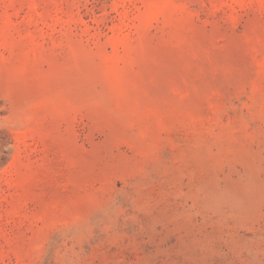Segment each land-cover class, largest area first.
I'll use <instances>...</instances> for the list:
<instances>
[{
    "label": "rangeland",
    "instance_id": "1",
    "mask_svg": "<svg viewBox=\"0 0 264 264\" xmlns=\"http://www.w3.org/2000/svg\"><path fill=\"white\" fill-rule=\"evenodd\" d=\"M0 264H264V0H0Z\"/></svg>",
    "mask_w": 264,
    "mask_h": 264
}]
</instances>
